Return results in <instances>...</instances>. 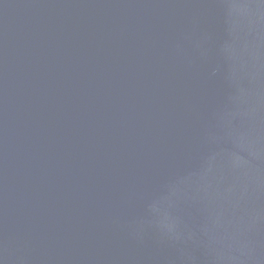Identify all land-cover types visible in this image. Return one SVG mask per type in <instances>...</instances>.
<instances>
[{"label": "water", "instance_id": "obj_1", "mask_svg": "<svg viewBox=\"0 0 264 264\" xmlns=\"http://www.w3.org/2000/svg\"><path fill=\"white\" fill-rule=\"evenodd\" d=\"M0 264H264V0H0Z\"/></svg>", "mask_w": 264, "mask_h": 264}]
</instances>
